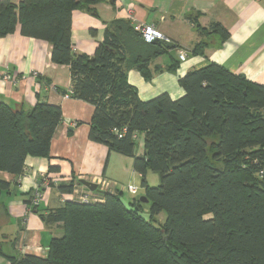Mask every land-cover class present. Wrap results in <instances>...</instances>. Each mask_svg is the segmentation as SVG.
<instances>
[{"label":"trees","instance_id":"trees-1","mask_svg":"<svg viewBox=\"0 0 264 264\" xmlns=\"http://www.w3.org/2000/svg\"><path fill=\"white\" fill-rule=\"evenodd\" d=\"M101 1L0 0V38L20 24L22 35L51 44L52 61L69 66L71 96L94 106L89 139L133 158L150 218L141 214L140 199L128 207L118 189L97 190L96 202L64 200L44 210L29 193V210L62 225L63 234L51 240L45 257L5 254L1 243L0 255L9 264H264V84L212 62L179 78L180 98L164 92L142 100L128 71L151 79L161 70L153 71L152 61L170 47L146 42L130 20L117 19L92 55L75 50L72 12ZM209 30L229 35L220 23ZM203 48L198 43L193 52ZM180 62L173 56L168 68ZM62 122L60 105L17 106L0 97V171L20 177L29 156L49 158ZM148 170L159 175V185L148 184ZM78 181L49 185L69 195L87 191ZM10 186L0 178V199ZM163 211L166 220L156 224Z\"/></svg>","mask_w":264,"mask_h":264},{"label":"crops","instance_id":"crops-1","mask_svg":"<svg viewBox=\"0 0 264 264\" xmlns=\"http://www.w3.org/2000/svg\"><path fill=\"white\" fill-rule=\"evenodd\" d=\"M131 16L135 22L154 24L167 40L175 43L168 53L152 61V70L156 66L161 70L155 71L151 79L144 78L136 69L128 71L129 82L136 86L142 100L164 92L173 99L180 98L185 91L179 78L212 62L264 84V0H103L89 10L72 12L74 49L92 55L103 41L107 25L117 19L133 23ZM196 22L207 31H199ZM214 23L228 31L226 39L209 30ZM198 43L204 45L202 53L193 52ZM179 48L186 50L188 57L170 70L168 66L173 56L177 58ZM51 49L45 40L22 35L20 24L14 32L0 38V97L17 106L46 101L60 105L63 111V122L51 141L49 158L29 156L20 177L0 171V178L11 182L10 190L0 199V243L5 254L45 257L51 240L63 234L62 225L46 222L39 213L30 211L26 203L28 194L39 189L43 192L40 209L63 205L69 194L48 187L46 177L57 183L73 177L96 183L106 179L112 184L111 189L117 190L118 185L111 178L119 175L114 172L116 163L128 161L123 165L124 172L133 163V158L109 152L106 145L89 139L94 106L71 96L69 66L54 63ZM5 74L9 77L4 78ZM50 166L59 169L50 172ZM133 171L138 174L134 168ZM85 188L80 185L82 191ZM5 256L0 255V264H9Z\"/></svg>","mask_w":264,"mask_h":264},{"label":"rangeland","instance_id":"rangeland-1","mask_svg":"<svg viewBox=\"0 0 264 264\" xmlns=\"http://www.w3.org/2000/svg\"><path fill=\"white\" fill-rule=\"evenodd\" d=\"M136 142H137V148H136L137 151H141L142 149L144 150V147L142 144L143 136H139L137 138ZM125 163H122L120 161L118 163H116L114 172H115V174H117V175L119 174V175L117 177L111 176V178L116 181V186L118 185V190H119V191L118 190L117 191L121 193L120 195H121L123 202L128 207L133 208L134 207L132 204L133 201L135 199L139 200L140 197L145 194V188L142 185L141 176L139 174L133 173L134 172L133 171V163L129 164L128 170H126L124 172V170H123L124 166L123 165L126 166L128 164V161H126ZM146 178H147L148 184L151 186H157L160 183L159 175L152 170H148ZM130 184H133L139 188L138 193L132 194L128 191L127 187ZM150 207H151L150 202H143L142 203V209H140L141 214L147 219L150 218ZM166 217H167L166 212H164V211L161 212L157 216L156 224L163 223L166 220Z\"/></svg>","mask_w":264,"mask_h":264},{"label":"built area","instance_id":"built-area-1","mask_svg":"<svg viewBox=\"0 0 264 264\" xmlns=\"http://www.w3.org/2000/svg\"><path fill=\"white\" fill-rule=\"evenodd\" d=\"M131 8H132V5L129 7V9H131ZM130 19L133 20V16H131ZM132 24H133L135 30H137L139 33H141V35L143 36V38L146 42H153L155 40L167 39L163 35V33L156 28V26L154 24L135 22L134 20H133ZM177 55H178V59L181 62L186 61V59L188 57L187 51L182 49V48H179L177 50ZM8 77L9 76L7 74L4 75V78H8ZM123 130L125 131L126 128H124ZM121 136H122V133H121ZM46 178H47L46 185L49 187L51 177H46ZM97 184H98L99 190H101V191L111 189L110 182L107 181L106 179H101V181L98 182ZM127 189L132 194H136L138 192V187L133 185V184L128 185ZM34 193H35L34 203L40 204L41 200L43 199V192L41 190L37 189ZM97 194H99L97 191H92L89 188L87 191H84V192H80V191L76 190L73 194L69 195L65 200H71L72 199V200L82 202V203H92V202H96V201L100 200L97 197Z\"/></svg>","mask_w":264,"mask_h":264},{"label":"water","instance_id":"water-1","mask_svg":"<svg viewBox=\"0 0 264 264\" xmlns=\"http://www.w3.org/2000/svg\"><path fill=\"white\" fill-rule=\"evenodd\" d=\"M111 2H113V0H110ZM162 42H164V44L167 46V47H174L175 46V43L174 42H171L167 39H161ZM78 184L79 185H84L86 186L87 188H89L90 190L92 191H97L99 190L98 188V184L96 182H93V181H90V180H87V179H80L78 181ZM140 200L142 202H149V199L146 197V196H141L140 197Z\"/></svg>","mask_w":264,"mask_h":264}]
</instances>
